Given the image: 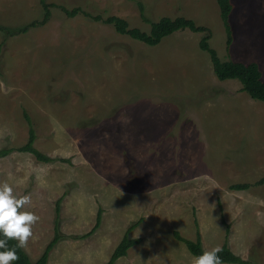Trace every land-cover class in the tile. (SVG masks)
Instances as JSON below:
<instances>
[{
  "label": "rangeland",
  "instance_id": "rangeland-1",
  "mask_svg": "<svg viewBox=\"0 0 264 264\" xmlns=\"http://www.w3.org/2000/svg\"><path fill=\"white\" fill-rule=\"evenodd\" d=\"M0 0V183L31 196L40 220L23 248L36 261L58 227L47 264H105L129 226L141 241L115 264H191L177 231L211 250L226 241L249 264H264V102L237 79L219 80L206 33L188 29L148 46L103 20L125 19L148 32L150 21L179 16L206 27L223 59L256 62L264 79V0H231L233 40L217 0ZM77 8L74 16L65 11ZM95 18H99L95 19ZM67 160L66 162L61 161ZM60 199L58 213L55 204ZM98 228L86 237L96 223Z\"/></svg>",
  "mask_w": 264,
  "mask_h": 264
},
{
  "label": "trees",
  "instance_id": "trees-1",
  "mask_svg": "<svg viewBox=\"0 0 264 264\" xmlns=\"http://www.w3.org/2000/svg\"><path fill=\"white\" fill-rule=\"evenodd\" d=\"M38 1L44 11L42 23L47 22L50 16L51 5L48 4L46 0H38ZM137 3L142 19L150 24V29L148 32L142 31L139 28H130L128 26V23L125 21V19L120 18L118 16H109L105 18L103 22L106 24H111L117 33L122 35H128L132 39L140 41L148 46H156L164 37L184 29H188L192 32L206 33L200 39L199 47L201 50L208 53L210 57V61L212 63L213 71L217 76V78L219 80L237 79L241 83L242 89L246 91L252 99L264 102V79H262V73L260 67L256 62L243 63L240 61H235L230 58L223 60L217 55L216 50L210 47L208 40L210 38L211 33L206 27L197 25L193 20L187 19L182 16L176 18L161 17L157 21H150L144 15L143 5L140 2ZM217 4L219 6L221 20L226 31V44H227L226 48L228 50L233 40V30L230 23V14L233 10V4L231 0H217ZM63 10L68 16H74L78 9L75 8L72 11H67L65 8H63ZM95 19L99 20V18H95ZM36 25L38 24H36L35 22H31L29 26H25L17 30L14 29V31H9L7 28L0 26V33L4 31L5 35H7L8 33L15 34V33L26 32L29 27ZM24 118L29 125V136L27 142L22 146L16 148L0 149V158L7 156L9 153L13 151H19V152H27L32 154L35 157V159L40 162L53 161L54 159L42 153L34 146V142L36 139L35 131L28 117V114L25 113ZM61 161L66 162L67 160L62 159ZM262 184H264V176L261 177L256 182H254L253 184L237 183L231 185L230 188L233 190H245L252 185H262ZM59 205H60V199L55 204L57 213L59 210ZM100 220H101V212L98 211L96 217V223L93 229L81 237L82 238L86 237L89 234H91L93 231H95L100 224ZM135 226L136 223L127 228L126 233L123 235L120 242L114 248L112 254L110 255L108 261L105 264H115V262L120 257H123L127 254L129 248L138 244L141 241V239L130 238L128 235L130 230L133 229ZM57 228L58 227L55 226L54 228L55 232L52 240L47 244L43 253L36 261H31L28 254L25 252L23 248H16L17 254L19 256V260L13 261L12 264H47L50 251L60 239V235L58 233ZM173 237L183 242L187 250L194 257L202 255L203 252L206 251L202 247L201 238L198 229H196V237L194 240L185 239L177 231L173 232ZM0 239H5L2 233H0ZM16 245H17L16 240L8 241L9 249L16 247ZM220 248L222 249V251L219 253V256L222 260V264H249L248 260H243L239 256L235 255L232 252V250L229 248L226 241L222 244ZM0 251H5V249H0Z\"/></svg>",
  "mask_w": 264,
  "mask_h": 264
},
{
  "label": "clouds",
  "instance_id": "clouds-1",
  "mask_svg": "<svg viewBox=\"0 0 264 264\" xmlns=\"http://www.w3.org/2000/svg\"><path fill=\"white\" fill-rule=\"evenodd\" d=\"M31 205V196H17L13 186L7 181L0 183V233L5 239H0V264H12L19 260L16 248H27L29 240L33 237V226L40 220L32 211L24 210ZM16 240L17 245L8 248V241ZM220 247L206 250L202 255L192 259L191 264H222L219 253Z\"/></svg>",
  "mask_w": 264,
  "mask_h": 264
}]
</instances>
